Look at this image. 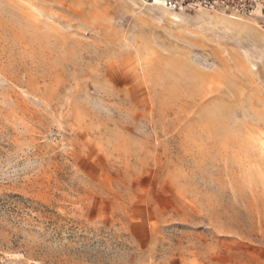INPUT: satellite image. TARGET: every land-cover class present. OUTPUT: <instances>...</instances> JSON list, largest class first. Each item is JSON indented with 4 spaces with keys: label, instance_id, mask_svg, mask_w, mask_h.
<instances>
[{
    "label": "rangeland",
    "instance_id": "obj_1",
    "mask_svg": "<svg viewBox=\"0 0 264 264\" xmlns=\"http://www.w3.org/2000/svg\"><path fill=\"white\" fill-rule=\"evenodd\" d=\"M179 15L0 0V264H264V13Z\"/></svg>",
    "mask_w": 264,
    "mask_h": 264
},
{
    "label": "built area",
    "instance_id": "obj_2",
    "mask_svg": "<svg viewBox=\"0 0 264 264\" xmlns=\"http://www.w3.org/2000/svg\"><path fill=\"white\" fill-rule=\"evenodd\" d=\"M159 5L176 14L206 12L250 17L264 13V0H156Z\"/></svg>",
    "mask_w": 264,
    "mask_h": 264
},
{
    "label": "bare ground",
    "instance_id": "obj_3",
    "mask_svg": "<svg viewBox=\"0 0 264 264\" xmlns=\"http://www.w3.org/2000/svg\"><path fill=\"white\" fill-rule=\"evenodd\" d=\"M157 3H158V1H157ZM159 4V3H158ZM161 6V5H160ZM163 9H165L167 12H170V11H168L166 8H164L163 6H161ZM170 13H172V12H170ZM173 14V17H174V19L175 20H179V14L177 15L176 13H172Z\"/></svg>",
    "mask_w": 264,
    "mask_h": 264
}]
</instances>
